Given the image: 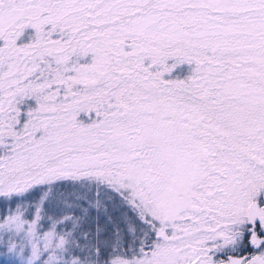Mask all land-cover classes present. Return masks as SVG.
Returning a JSON list of instances; mask_svg holds the SVG:
<instances>
[{"label":"snow or ice","instance_id":"6c2138e0","mask_svg":"<svg viewBox=\"0 0 264 264\" xmlns=\"http://www.w3.org/2000/svg\"><path fill=\"white\" fill-rule=\"evenodd\" d=\"M0 264H264V0H0Z\"/></svg>","mask_w":264,"mask_h":264}]
</instances>
